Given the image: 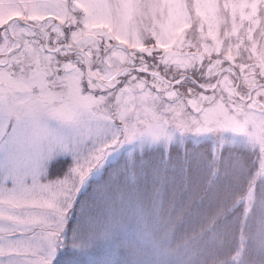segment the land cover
I'll return each mask as SVG.
<instances>
[{"label":"rangeland","instance_id":"374dc122","mask_svg":"<svg viewBox=\"0 0 264 264\" xmlns=\"http://www.w3.org/2000/svg\"><path fill=\"white\" fill-rule=\"evenodd\" d=\"M141 2L0 0V264H54L61 247L70 254L63 264H96L102 256L99 247L106 253L116 236L127 233L142 241L150 239L145 243L154 258L123 264H159L173 251L155 225H148L142 206L111 189V177L120 175V170L128 175L132 163L116 162L111 169L113 145L93 148L96 129L78 120L77 107L95 99L83 94L94 82L105 80L107 89L94 90L114 93L125 115H133L127 130L132 138L158 135L167 121H179L186 114L236 130L240 122L233 113L240 105L252 116L264 113V85L256 86L264 84V0H193L203 5L195 8L201 24L194 38L189 36L194 26L183 19L181 0H162L172 6L173 23L166 34L153 31L150 45L138 37H133L135 43L123 38L119 31L126 32L127 24L118 30L114 23V4L122 5L118 14L127 21ZM213 4L226 6L224 24L205 22L215 13ZM104 32L112 39L92 47L89 42ZM114 43L135 53L134 66L117 67L126 63V57L111 49ZM136 68L160 73L168 81ZM61 88L70 104L58 103ZM45 112L50 123L42 120ZM74 158L79 162L70 178ZM59 159L69 163L60 161L53 168L58 175L51 178L52 164ZM12 175L27 178L14 186ZM85 187L87 205L71 231L70 212ZM111 198L123 215L116 212Z\"/></svg>","mask_w":264,"mask_h":264},{"label":"clouds","instance_id":"9594fccd","mask_svg":"<svg viewBox=\"0 0 264 264\" xmlns=\"http://www.w3.org/2000/svg\"><path fill=\"white\" fill-rule=\"evenodd\" d=\"M197 6L203 5L193 0L180 2L184 21L194 26L189 34L193 38L196 26L201 24ZM121 7L113 5L117 10L114 23L118 30L122 23L127 24L130 34H119L132 43L136 42L133 37H138L150 45L153 31L166 34L173 23L169 15L172 6L162 0H142L135 5V16L127 21L118 14ZM212 7L215 13L205 22L210 26L224 24L226 6ZM104 39L112 36L98 33L89 44L95 47ZM111 49L126 57V63L117 64L120 70L134 66V52L115 43ZM107 87L105 80H99L92 89H83L85 96L95 99L77 107L78 120L96 129L98 139L93 138V148L113 145L115 155L109 159L110 164L131 162L138 169L139 195L147 218L173 250L159 264H264V113L252 116L240 105V110L233 113L240 122L236 130H225L217 123L186 114L179 121H167L158 135L132 138L127 130L134 123L133 115H125L114 93L105 95L94 90ZM58 103H71L63 88ZM50 119L47 112L43 113L44 123H50ZM78 162L75 158L70 161V178ZM72 183L75 187L77 181L73 179ZM86 192L87 187L81 195Z\"/></svg>","mask_w":264,"mask_h":264},{"label":"trees","instance_id":"16d2710c","mask_svg":"<svg viewBox=\"0 0 264 264\" xmlns=\"http://www.w3.org/2000/svg\"><path fill=\"white\" fill-rule=\"evenodd\" d=\"M194 77H196L194 75ZM198 81V78H195ZM60 161H63L65 164L68 165L69 161H65L63 159L57 160V162L52 164L51 169V178L55 175V177L58 175L57 172L53 171V168H57L60 164ZM116 168V165L114 163L111 164V169ZM112 172V171H111ZM128 175L123 174V170H120V175H117L115 177H111V189L115 188V191H121V196H124L126 201H130L131 204L138 203L142 206V210L144 211L142 199L139 195V176H138V169L132 164V166H128L127 169ZM130 174V175H129ZM120 182V183H119ZM91 186V184H90ZM89 186V187H90ZM88 187V188H89ZM117 192H114V194ZM86 196V193L84 195L79 196V198L76 200L73 208L70 212V218L68 223V229L72 231V229L75 227V221H79V219L82 217V210H84L83 205H87V202L84 200ZM112 197V195H111ZM119 196H117L118 198ZM114 203L116 208V212L120 213V215H123L124 213L121 212V207L118 206V202L111 198V204ZM83 206V207H82ZM93 210V209H92ZM94 214V212H93ZM95 215V214H94ZM111 216H114L111 210ZM149 226L154 225L152 222H147ZM67 242V240H66ZM70 238H68V244L70 243ZM148 241H142L139 237L136 235H133L132 233L127 234H121L116 236L113 241L111 242V249L108 250L106 253L104 248L99 247L98 251L100 254H102L100 261H98L96 264H123L127 261H133L134 259H146L150 260L153 259L154 256L152 255L154 251H151L149 244L145 243ZM70 251V249H69ZM64 252H67V249L64 250ZM62 251L59 253V256L56 258V262L54 264H63V260L67 257H70V254L67 253L64 254ZM63 262V263H62ZM109 262V263H108Z\"/></svg>","mask_w":264,"mask_h":264},{"label":"snow or ice","instance_id":"6c2138e0","mask_svg":"<svg viewBox=\"0 0 264 264\" xmlns=\"http://www.w3.org/2000/svg\"><path fill=\"white\" fill-rule=\"evenodd\" d=\"M9 177H5V179L7 180ZM12 180H13V184L15 185H19V184H23L24 181L26 180V175H12L11 176ZM33 180L36 181V176H33Z\"/></svg>","mask_w":264,"mask_h":264},{"label":"water","instance_id":"95a60500","mask_svg":"<svg viewBox=\"0 0 264 264\" xmlns=\"http://www.w3.org/2000/svg\"><path fill=\"white\" fill-rule=\"evenodd\" d=\"M88 67H89V65H88ZM121 73H119L117 76H119Z\"/></svg>","mask_w":264,"mask_h":264}]
</instances>
